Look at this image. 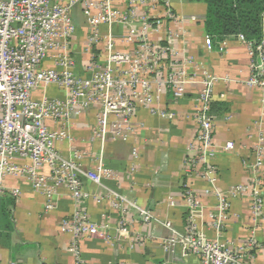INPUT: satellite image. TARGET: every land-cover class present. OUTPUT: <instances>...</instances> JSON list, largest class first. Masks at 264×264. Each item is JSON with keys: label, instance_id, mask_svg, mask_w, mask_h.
<instances>
[{"label": "crops", "instance_id": "1", "mask_svg": "<svg viewBox=\"0 0 264 264\" xmlns=\"http://www.w3.org/2000/svg\"><path fill=\"white\" fill-rule=\"evenodd\" d=\"M172 5V15L162 19L164 24L153 38L169 47L170 65L186 71L185 94L163 93L154 105L156 113L149 106H138L136 133L128 142L109 138L102 147L92 138L97 106L75 120L73 147L90 155L84 164L93 166L103 148L105 164L116 173L103 185L84 179V189L90 193L86 200H74L61 186L49 201L26 177H7L0 190V264H76V250L86 264H203L199 255L181 245H165L174 230L184 234L192 219L205 239L247 247L246 263L264 264V89L247 84L251 71L245 43L230 36L225 52L220 50L221 40L207 47L205 3L172 0ZM122 33L124 28L116 29L117 35ZM83 44L78 46L79 55L86 58ZM209 77L214 78L210 114L217 152L203 161L195 143L196 113L203 82ZM64 95L54 85L34 92L37 99ZM230 141L233 148L225 150ZM57 146L63 156H72L67 142ZM209 165L216 168L215 184L203 177ZM239 187L243 188L236 192ZM112 190L155 218L146 223L133 206L122 215L111 204ZM188 192L199 200L194 210ZM222 199L229 204L223 212ZM78 210L88 215L99 235L77 237L62 230L63 220Z\"/></svg>", "mask_w": 264, "mask_h": 264}, {"label": "built area", "instance_id": "2", "mask_svg": "<svg viewBox=\"0 0 264 264\" xmlns=\"http://www.w3.org/2000/svg\"><path fill=\"white\" fill-rule=\"evenodd\" d=\"M172 11V0H0V190L7 177H26L49 201L61 186L69 189L74 200L83 201L90 197L84 179L103 185L104 180L116 178L104 162L103 148L93 166L84 164L90 155L73 147L71 127L85 111L97 106L92 138L100 140L102 147L109 138L128 142L136 133L138 106H149L156 113L154 105L163 93L185 94L186 71L170 65L169 47L153 38ZM118 28H124V33L117 35ZM229 37L221 40V52L226 51ZM235 37L248 47L251 76L247 84L264 89V37L258 44L243 34ZM81 42L86 58L79 55ZM213 42L207 35L209 49ZM209 78L203 82L196 113L195 143L203 161L213 159L217 152L210 114L214 78ZM53 85L64 91V97H34L37 89ZM58 142L72 147L71 157L62 155ZM224 148L232 149L233 143L227 142ZM134 157H139L137 148ZM203 177L215 184L216 168L207 166ZM109 196L122 215L133 206L146 223L155 218L117 191H110ZM186 198L191 210L199 206L192 192ZM228 207L222 199L221 212ZM165 224L172 228L171 223ZM62 230L77 237L99 235L96 225L80 210L63 220ZM165 245H181L199 255L203 264H247V247L205 239L194 219L184 234L174 230ZM76 254V264H86L79 250Z\"/></svg>", "mask_w": 264, "mask_h": 264}, {"label": "trees", "instance_id": "3", "mask_svg": "<svg viewBox=\"0 0 264 264\" xmlns=\"http://www.w3.org/2000/svg\"><path fill=\"white\" fill-rule=\"evenodd\" d=\"M187 1L207 5L204 25L213 40L243 34L247 40L258 44L264 37V0Z\"/></svg>", "mask_w": 264, "mask_h": 264}, {"label": "rangeland", "instance_id": "4", "mask_svg": "<svg viewBox=\"0 0 264 264\" xmlns=\"http://www.w3.org/2000/svg\"><path fill=\"white\" fill-rule=\"evenodd\" d=\"M75 14H76V17H77V18H79V19L82 18V15H80L79 10H76V11H75Z\"/></svg>", "mask_w": 264, "mask_h": 264}]
</instances>
